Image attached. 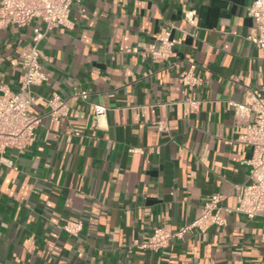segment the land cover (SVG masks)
<instances>
[{
  "label": "crops",
  "instance_id": "0c3cea01",
  "mask_svg": "<svg viewBox=\"0 0 264 264\" xmlns=\"http://www.w3.org/2000/svg\"><path fill=\"white\" fill-rule=\"evenodd\" d=\"M252 1L71 5L72 27L51 29L39 45L46 80L34 87L36 139L0 153V264H264V212L224 210L222 226L191 229L158 250L138 245L155 228L193 222L215 194L234 208L249 182L252 150L238 140L244 128L231 102L264 87L262 51L248 39ZM43 25L0 28V88L19 89ZM167 29L179 40L175 55L153 59V36ZM190 62L201 79L193 89L181 81ZM82 90L86 99L72 97ZM53 94L67 115L49 113ZM95 105L107 108L102 126ZM77 221L78 235L62 227Z\"/></svg>",
  "mask_w": 264,
  "mask_h": 264
},
{
  "label": "built area",
  "instance_id": "2783aa9c",
  "mask_svg": "<svg viewBox=\"0 0 264 264\" xmlns=\"http://www.w3.org/2000/svg\"><path fill=\"white\" fill-rule=\"evenodd\" d=\"M81 0H0V28L13 25L25 27L35 19L43 22V26L34 29L32 42L24 55L22 62V78L17 91L8 86L0 88V153L7 148H15L20 152L30 147L36 139V130L41 122V116L31 112L36 95L34 87L40 86L46 80V73L40 62L39 45L47 33L56 27H72L71 5ZM254 20V28L248 39L261 51L264 60V0H253L248 10ZM195 10L186 12V19L193 23ZM179 40L173 37L172 29L163 30L153 36L147 54L156 60L172 58L175 45ZM132 51H137L133 49ZM197 65L190 62L189 67L182 73V84L193 89L200 84L201 79L196 75ZM74 98L88 97V92L82 90L73 94ZM49 113L52 115H67L68 106L58 94H53L48 100ZM234 106L236 125L244 128L238 140L251 148L249 182L241 188L237 205L225 208L221 202L224 196L215 194L207 201L201 214L191 223L177 231L155 228L154 232L138 242L141 248L158 250L167 246L172 239L183 237L191 229L201 232L212 226H222L225 223L222 212H237L247 218H254L264 212V87L262 90L250 91L245 102H231ZM192 109L198 108V102L191 100ZM95 114L99 126H102L107 108L95 105ZM159 130L168 129L166 122L156 123ZM63 229L72 235H78L83 223L66 222Z\"/></svg>",
  "mask_w": 264,
  "mask_h": 264
}]
</instances>
